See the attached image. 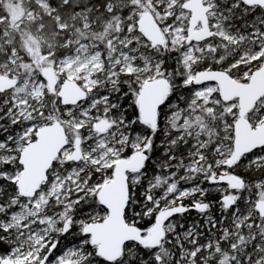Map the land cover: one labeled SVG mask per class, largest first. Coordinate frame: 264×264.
<instances>
[{
    "label": "snow or ice",
    "instance_id": "snow-or-ice-1",
    "mask_svg": "<svg viewBox=\"0 0 264 264\" xmlns=\"http://www.w3.org/2000/svg\"><path fill=\"white\" fill-rule=\"evenodd\" d=\"M0 264H264V0H0Z\"/></svg>",
    "mask_w": 264,
    "mask_h": 264
}]
</instances>
